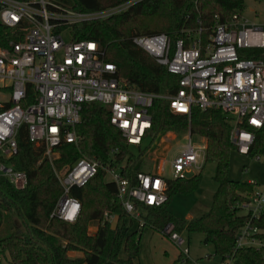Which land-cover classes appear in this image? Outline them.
<instances>
[{"label": "built area", "instance_id": "1", "mask_svg": "<svg viewBox=\"0 0 264 264\" xmlns=\"http://www.w3.org/2000/svg\"><path fill=\"white\" fill-rule=\"evenodd\" d=\"M136 1L78 11L55 0H0V23L16 32L8 48L0 47V94L1 90H10L9 97L0 98V158L4 159L0 161V174L15 188L24 189L29 182L26 171L5 161L18 153L19 129L24 125L28 141L42 145V157L50 160L57 146L78 143L76 126L86 102L108 108L110 124L129 146H140L147 138L155 98L166 99L172 113L187 117L194 107L217 108L232 127L231 141L237 152L249 154L254 130L264 128V24L251 21L239 11L228 20L215 16L206 38L201 27L183 29V36L175 42L163 32L132 36L134 45L179 76L176 93L157 95L129 88L96 41L73 40L69 31L74 24L123 12ZM29 86L33 98L24 107ZM205 150L206 143L199 146L188 137L170 161L171 179H186L185 173L200 171ZM257 158L264 163V153ZM100 167L99 161L81 157L67 172L56 174L63 192L50 216L73 223L81 204L70 195V188L83 186ZM104 169L116 184L117 199L126 216L136 220L139 227L145 225V207H160L167 202L170 178L160 172L140 171L131 181L117 167ZM248 183L252 191L235 205L244 217L235 248L264 252V227L258 224L264 220V185ZM104 217L111 223L115 215L105 213ZM161 233L175 245L180 261L188 259L197 264L190 259L189 248L173 224H166ZM235 263L234 254L219 262Z\"/></svg>", "mask_w": 264, "mask_h": 264}, {"label": "trees", "instance_id": "2", "mask_svg": "<svg viewBox=\"0 0 264 264\" xmlns=\"http://www.w3.org/2000/svg\"><path fill=\"white\" fill-rule=\"evenodd\" d=\"M78 11H96L129 0H55ZM244 9V0H138L127 10L110 17L81 22L70 26L73 40L96 41L105 58L116 64L117 74L129 88L157 95H172L179 88V76L170 73L151 56L133 44L134 35L166 33L175 42L183 36V29L201 27L206 38L218 17L228 20ZM16 32L0 23V47ZM262 53V51H259ZM248 57H251L250 55ZM25 107L33 98L28 87ZM152 125L147 135L151 138L145 147L137 146L135 154L128 148L121 132L109 121L106 106L97 102L82 104L81 119L76 126L77 144L62 143L54 148L58 157L52 160L57 171L67 172L80 158L87 157L102 165L83 186H72L70 195L77 198L81 208L73 223L65 222L51 213L62 195V187L50 163L42 158L44 147L28 141L23 125L17 134L18 153L5 160L15 169L28 175V186L17 189L0 174V262L7 264H139V237L142 228L127 233L123 230L124 212L117 199L115 182L107 179L105 167L119 169L131 181L142 170L143 156L152 151L155 141L166 131L188 130L205 139V162L215 163L214 180L217 188L208 211L199 217L178 219L168 211V203L176 194H187L201 183V174L189 179L167 180V202L160 207H145V225L162 230L171 223L178 232H200L204 243L212 244L215 253L223 259L233 255L235 264H264L262 250L235 248L236 233L243 223L235 205L252 191L248 182L229 178V159L236 147L231 141L232 127L217 108H192L190 117L171 112L168 101L155 98L150 109ZM246 127V125H243ZM255 140L248 155L264 153V128L254 130ZM145 139V140H146ZM4 159L0 158V161ZM105 213L118 216L112 228ZM94 223L96 231L90 234ZM264 227V220L258 222ZM180 230V231H179ZM71 251L82 256L70 257ZM180 261L178 256L175 262ZM180 264H193L186 259Z\"/></svg>", "mask_w": 264, "mask_h": 264}, {"label": "rangeland", "instance_id": "3", "mask_svg": "<svg viewBox=\"0 0 264 264\" xmlns=\"http://www.w3.org/2000/svg\"><path fill=\"white\" fill-rule=\"evenodd\" d=\"M241 12L243 16L249 18L251 21L259 25L264 24V0H244V9ZM65 39H68L67 36H65ZM1 92L0 98H7L10 95L9 89L1 90ZM188 137L196 145H205V139L203 137L197 134H190L188 130L179 132L166 131L154 142V149L143 156L142 170L146 172H160L163 176L171 179L170 161L181 150L182 146L188 142ZM150 141L151 138L146 139L142 147H145ZM128 148L136 156L138 153L137 146L128 145ZM258 156H262V153L257 152L251 156L239 154L236 149L232 150L229 159V178L243 182H254L259 186H263L264 163L257 158ZM57 157L58 152H54L51 155V159H47V161L50 163L55 176L56 174L61 176L64 174V171H57L52 166V160ZM43 159L42 157L37 164ZM214 171L215 163L205 162L200 171H189L185 173L186 179L192 178L195 174L200 173L201 183L190 193L176 194L168 203V211L178 219L199 217L206 213L210 207L212 195L217 188V182L213 178ZM106 178L109 179L108 176ZM239 213H242V211H239ZM113 220L112 218L111 223H113ZM123 221V230L127 231V233H131L139 227L136 220L129 219L127 216ZM141 228L142 233L139 237L138 262L140 264H173L178 256L175 245L160 230L147 225ZM88 231L90 234H94L96 225L92 223ZM179 233L189 248V257L191 260L196 261L197 264H219L221 259L215 253L212 244L204 243V234L200 232H189L185 229ZM68 255L70 257H78L82 256V253L79 251H71ZM0 264L7 263L1 261Z\"/></svg>", "mask_w": 264, "mask_h": 264}, {"label": "crops", "instance_id": "4", "mask_svg": "<svg viewBox=\"0 0 264 264\" xmlns=\"http://www.w3.org/2000/svg\"><path fill=\"white\" fill-rule=\"evenodd\" d=\"M189 218H191V217H189ZM117 223H118V216L117 215H115V217H114V220H113V223H111V227L112 228H114L116 225H117ZM142 233V232H141ZM178 251V250H177ZM178 255H179V252H178ZM178 257V256H177ZM177 257H176V259H177ZM175 259V260H176ZM174 260V261H175ZM140 264V263H139Z\"/></svg>", "mask_w": 264, "mask_h": 264}]
</instances>
